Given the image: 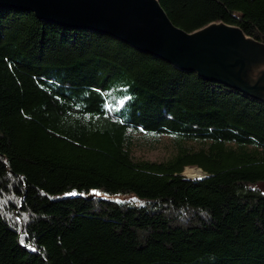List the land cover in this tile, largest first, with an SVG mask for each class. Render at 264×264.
<instances>
[{
  "label": "trees",
  "instance_id": "1",
  "mask_svg": "<svg viewBox=\"0 0 264 264\" xmlns=\"http://www.w3.org/2000/svg\"><path fill=\"white\" fill-rule=\"evenodd\" d=\"M157 1L264 43V0ZM137 134L175 151L135 157ZM0 264H264V102L0 7Z\"/></svg>",
  "mask_w": 264,
  "mask_h": 264
},
{
  "label": "water",
  "instance_id": "2",
  "mask_svg": "<svg viewBox=\"0 0 264 264\" xmlns=\"http://www.w3.org/2000/svg\"><path fill=\"white\" fill-rule=\"evenodd\" d=\"M0 7L108 34L182 71L264 102V43L236 26L210 22L186 32L169 21L157 0H0Z\"/></svg>",
  "mask_w": 264,
  "mask_h": 264
},
{
  "label": "rangeland",
  "instance_id": "3",
  "mask_svg": "<svg viewBox=\"0 0 264 264\" xmlns=\"http://www.w3.org/2000/svg\"><path fill=\"white\" fill-rule=\"evenodd\" d=\"M136 137L135 145L132 148V154L135 157L159 161L169 157L175 151L169 135L162 134L152 137L137 134ZM193 146L196 147L195 144ZM181 174L188 178H199L203 175V171L196 166H185Z\"/></svg>",
  "mask_w": 264,
  "mask_h": 264
}]
</instances>
